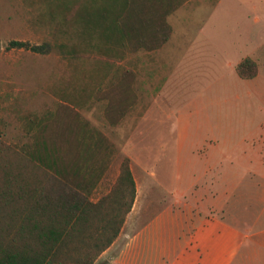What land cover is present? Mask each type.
Masks as SVG:
<instances>
[{"label": "rangeland", "instance_id": "obj_1", "mask_svg": "<svg viewBox=\"0 0 264 264\" xmlns=\"http://www.w3.org/2000/svg\"><path fill=\"white\" fill-rule=\"evenodd\" d=\"M226 1L211 18L210 2H186L168 18L171 36L162 49L115 61L113 72L129 70L136 79V101L117 125L106 119L102 99L78 108L111 145L93 198L110 191L126 158L137 191L119 237L94 264H190V244L170 238L187 237L199 212L239 232L235 248L243 257L233 264H262L247 255L264 259V178L237 161L264 144V0ZM34 2L0 0V126L9 144L29 140L26 116L59 107L54 91L83 93L94 85L99 66L96 59L9 48L11 41H69L38 21L44 7ZM248 57L257 60L258 75L243 80L236 68ZM211 152L227 157L220 177L206 171Z\"/></svg>", "mask_w": 264, "mask_h": 264}, {"label": "trees", "instance_id": "obj_2", "mask_svg": "<svg viewBox=\"0 0 264 264\" xmlns=\"http://www.w3.org/2000/svg\"><path fill=\"white\" fill-rule=\"evenodd\" d=\"M30 1L44 7L38 21L69 41H11L9 48L96 59L99 66L83 93L54 91L62 101L56 110L26 116L28 141L7 143L0 126V264H94L119 237L137 191L126 158L110 191L93 198L111 145L78 108L102 99L106 119L117 125L136 101V79L129 70L113 72L115 61L166 44L168 18L188 0ZM236 69L243 80L258 74L250 57Z\"/></svg>", "mask_w": 264, "mask_h": 264}, {"label": "crops", "instance_id": "obj_3", "mask_svg": "<svg viewBox=\"0 0 264 264\" xmlns=\"http://www.w3.org/2000/svg\"><path fill=\"white\" fill-rule=\"evenodd\" d=\"M193 1L194 0H188L187 4ZM204 1L210 2V4H213L214 6L213 9L211 10L209 18L213 16V14L217 11V9L221 5L228 3V1L226 0H204ZM164 45L161 47V49L164 47ZM255 61L257 62V60ZM263 149H264V144L257 145L251 151H246L247 153L243 154L240 160L237 161V163L238 162L250 163L251 164L250 172L252 173V175L255 174L256 177L262 179L264 178ZM212 153L213 152L209 153L205 159L206 162L205 168L206 171H209L212 168L214 172H218V176L220 177L221 175L220 168L223 165L222 163L227 161V157L219 156ZM233 162L236 161L234 160ZM199 201L196 202L198 206H199ZM193 215H194L193 219H191L192 230L187 235V237L182 235V233H180L170 238L172 243L176 242L178 244L182 241L183 238L184 240H186L185 241L187 242L186 244H190L186 248L190 256V264H233V261L236 260L237 257L238 258L243 257V255L239 254L237 252V249L235 248V243L237 241V234H239V232L236 229L230 228V226H228L227 223L221 220V218L217 215L208 217V216H204L200 212L199 214L193 213ZM227 228L229 229L228 231L229 233L226 231ZM183 234H185L184 231ZM258 236L260 237V239L263 240L264 231L258 234ZM255 244L261 246L257 241ZM259 254L260 253L258 252L255 253L254 255L251 254V256L247 255V257L249 260L252 258L257 259L258 257L260 260L259 263L264 264V259Z\"/></svg>", "mask_w": 264, "mask_h": 264}]
</instances>
